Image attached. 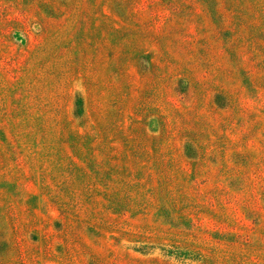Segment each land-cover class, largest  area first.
Masks as SVG:
<instances>
[{"label": "rangeland", "instance_id": "rangeland-1", "mask_svg": "<svg viewBox=\"0 0 264 264\" xmlns=\"http://www.w3.org/2000/svg\"><path fill=\"white\" fill-rule=\"evenodd\" d=\"M222 3L0 0V264H264V0Z\"/></svg>", "mask_w": 264, "mask_h": 264}, {"label": "trees", "instance_id": "trees-1", "mask_svg": "<svg viewBox=\"0 0 264 264\" xmlns=\"http://www.w3.org/2000/svg\"><path fill=\"white\" fill-rule=\"evenodd\" d=\"M222 1H225V0H209V2H210V4H212L213 6H214V8H215V10L216 9H219L220 8V2L222 3ZM223 4V3H222ZM80 103H77V104H75V107H79V109H80V107H81V110L78 112L77 111V116L78 117H80V118H82V117H84V115H85V110L83 109V105L81 104V101H79ZM82 103H83V101H82ZM12 236V237H11ZM7 237L5 236V234H4V236L3 235H0V244L5 240V242L7 241V239H6ZM14 239V237H13V234H11L10 233V236H8V240H9V242H11V240H13ZM4 249L3 250H1V247H0V253H1V255H0V258L1 259H5V258H10V257H12V247H10V246H6V245H4ZM169 253L171 254V253H173V250H170L169 251ZM172 255V254H171ZM60 262L59 263H61V264H66L65 262H64V260H59Z\"/></svg>", "mask_w": 264, "mask_h": 264}]
</instances>
